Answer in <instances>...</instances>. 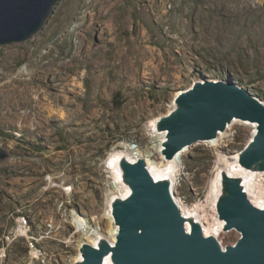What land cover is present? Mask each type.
I'll list each match as a JSON object with an SVG mask.
<instances>
[{
  "label": "rangeland",
  "instance_id": "obj_1",
  "mask_svg": "<svg viewBox=\"0 0 264 264\" xmlns=\"http://www.w3.org/2000/svg\"><path fill=\"white\" fill-rule=\"evenodd\" d=\"M200 80L264 104V0H59L31 39L0 46V264H74L75 218L104 235L112 225L110 154L151 148L150 122ZM240 122L189 146L177 203H208L219 156L249 141ZM226 233L224 248L239 238Z\"/></svg>",
  "mask_w": 264,
  "mask_h": 264
},
{
  "label": "water",
  "instance_id": "obj_2",
  "mask_svg": "<svg viewBox=\"0 0 264 264\" xmlns=\"http://www.w3.org/2000/svg\"><path fill=\"white\" fill-rule=\"evenodd\" d=\"M59 0H0V46L23 43L37 34ZM178 92L174 109L158 118L157 132H165L161 153L178 157L185 147L213 140L234 119L258 124L253 139L239 152L238 164L264 172V104L239 86L216 80L196 81ZM3 154L0 153V157ZM144 159L119 160L122 182L130 189L125 199L111 203L115 242L101 238L96 246L83 242L82 260L74 264H264V209L249 201L239 177L221 174L218 220L225 232L239 238L225 248L202 227L191 222L185 230L178 201L169 181H155Z\"/></svg>",
  "mask_w": 264,
  "mask_h": 264
},
{
  "label": "bare ground",
  "instance_id": "obj_3",
  "mask_svg": "<svg viewBox=\"0 0 264 264\" xmlns=\"http://www.w3.org/2000/svg\"><path fill=\"white\" fill-rule=\"evenodd\" d=\"M177 95L178 94L174 95V100ZM157 120H153L152 122H150L151 129L149 136L154 138V145L151 148L145 151L140 150L139 152H137V156H131V154H129L128 152L123 151H117L110 154L107 161L113 171L112 174L114 176V183L111 187H113V189L117 192L114 199H125L130 195V189L127 185L122 182V178L120 175L121 170L119 168V160H121L122 158H125L128 162L131 163H134L135 161H138V159L141 158L144 159V163H146L147 170L149 171L150 176H152L155 181H169L171 190L173 192L177 188L178 180L180 178L179 176L180 167L182 165V158L188 152V150H190L191 147H185L184 150L179 153L178 157L172 160H165L161 153V149L163 148L162 144L166 139V135L165 132H157L155 123ZM240 121L243 122V127L250 132L248 140L251 141V139H253L254 135L257 133L258 124L246 120L234 119L229 125H227V129L225 131L223 130V132H220L216 138H214L213 140H209L206 143L211 145L219 144L221 141H223V139L228 137L230 131H232V129L235 128L238 123H241ZM215 165V177H213L214 179L211 183L210 190L208 191V203H206V205L204 206L195 205L191 207L184 206L180 203H178V205L180 207L183 217L185 218V230L190 231V221L197 222L202 227L201 230L204 236H213L218 240L219 235L228 234L225 231H222L224 222L216 218V204L221 194L220 177L222 172H225L230 177H239V179H241L242 181L243 188L247 194L249 201L253 204V206L259 209H264V187L262 181L264 173H262V171L252 172L249 171V169L246 170L239 166L238 155L236 153L231 157L224 156L223 154L220 155L217 164ZM112 201L110 202L112 203ZM110 202L108 204L109 210L107 214L109 215V220L112 225L110 226L111 228L105 235L99 232L100 229L98 227L92 228V226H89L88 222H86L83 218H75L74 225L77 226L78 230L81 232V239L83 240V242H88L93 246H96L101 238H105L111 244L115 242L114 240L116 239V235L118 233V227H116V225L114 224L113 216L111 214L112 210ZM92 235H95V238H93ZM79 253L76 254L74 260L75 262L82 260L81 253Z\"/></svg>",
  "mask_w": 264,
  "mask_h": 264
},
{
  "label": "built area",
  "instance_id": "obj_4",
  "mask_svg": "<svg viewBox=\"0 0 264 264\" xmlns=\"http://www.w3.org/2000/svg\"><path fill=\"white\" fill-rule=\"evenodd\" d=\"M141 148L142 147L139 145V143L131 142L124 151L128 152L129 154H131V156H137L138 155L137 152H139L140 150L143 151V149H141ZM20 220H21V222H19L20 223V230L21 231L27 230L28 224H26L27 221L25 220V218H21ZM14 238H17V237L8 235V236L5 237V241L9 242V241H12ZM0 258H1V253H0ZM35 258H37V257H35ZM43 263L44 262H42L41 264H43Z\"/></svg>",
  "mask_w": 264,
  "mask_h": 264
}]
</instances>
